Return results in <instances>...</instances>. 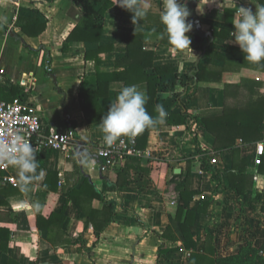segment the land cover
<instances>
[{"label":"crops","instance_id":"obj_1","mask_svg":"<svg viewBox=\"0 0 264 264\" xmlns=\"http://www.w3.org/2000/svg\"><path fill=\"white\" fill-rule=\"evenodd\" d=\"M114 2L0 0V69L4 70L0 87L5 91L15 87L22 93L15 98L25 97L34 104L43 134L72 128L87 152L76 156L74 148L49 150L39 137L37 148L42 147L43 152L37 155L36 174L43 170L45 175L33 180L27 192L20 190L19 170L11 166L15 182L0 186V230L10 232L7 251L0 250V264H6L8 257L17 264H188L190 250L180 241L160 236L178 207L201 208L190 226L197 252L206 247L213 256L223 257L247 242L259 247L264 241V119L261 139L236 141L239 156L246 161L245 173L254 182L253 189L242 196L227 188L224 170L232 165V151H214V136L193 119L219 116L225 103L241 100L239 96L225 98L224 88L242 78L261 83L255 90L264 93L262 65L224 61L227 46L240 48L232 35L238 7L255 13L256 4L251 0H198L196 17L202 30L212 34L203 51L210 37L197 42L192 32L186 33L190 48L177 50L168 43L160 20L163 0H143L146 15L137 27L133 14ZM207 48L209 55H205ZM197 61V66L223 67L220 79H204L191 87ZM132 85L146 96L145 107L151 116L158 115L157 105L168 115L147 134L135 136L139 169L124 170L125 159L101 173L94 153L104 141L100 122L119 91ZM257 143L263 145L259 165L254 163ZM199 148L211 152L214 162L211 158L210 164L215 170L201 169ZM177 168L179 172H174ZM48 171L58 175L54 211L65 201L61 190L79 188L85 178L103 198L92 199V208L101 209L104 201L114 202V221L94 246L92 225L71 200L65 205L62 228L75 240L73 244L53 246L46 231L37 226L36 216L50 209L45 207L49 192L43 186ZM126 174L133 181L124 185ZM186 176L188 191L195 192L192 197L180 195ZM47 183L55 185V178ZM256 193L260 200H254ZM160 245L176 249L158 255Z\"/></svg>","mask_w":264,"mask_h":264},{"label":"trees","instance_id":"obj_2","mask_svg":"<svg viewBox=\"0 0 264 264\" xmlns=\"http://www.w3.org/2000/svg\"><path fill=\"white\" fill-rule=\"evenodd\" d=\"M74 1L77 3V0ZM257 1L260 5L264 4V0ZM225 12H228V10H225ZM20 27L23 31L26 30L25 26L21 25ZM32 27H34V25H32ZM39 30L40 27L34 32L36 33ZM235 53L237 55H235ZM209 54L210 48H207L205 55ZM47 61L49 66L50 57L47 58ZM224 61H235L238 64H243L245 61V54L240 48L229 45L227 46V54L224 57ZM258 66L259 65H257V67ZM260 68L263 70L264 65ZM48 71L51 72L50 66L48 67ZM222 71L223 67L216 69L199 63L197 71H192L193 81L191 87H196L197 83L204 79H220ZM259 86H261V83L250 78H242L238 83L227 84L224 88L225 98L230 96L237 98L239 96L241 100L232 104L225 103L223 112L219 116H193L195 122L200 123L206 131L214 136V151L218 152L226 149L232 151V165L229 169H225L224 171L227 174L229 182L227 188L233 190L238 196H242L248 189H253L254 186L251 176L245 173L246 161L240 158L239 147L236 145V141L240 140L241 142L247 143L263 137L261 125L264 119V93H259L255 90ZM21 95L22 93L19 92L18 89H15V87H12L9 91H5L0 87V100H11ZM183 116V118H185L186 113H184ZM149 129L150 128H146L143 133L147 134ZM198 151L201 155V169L204 171L215 170L216 168L210 164V159L212 158L211 152L200 148ZM42 152L43 148L41 147L37 155H41ZM126 161L124 170H126V168H140V160L138 157L134 155L128 156ZM57 176V173L52 171L46 173L43 186L49 193L45 207L49 206L50 209L46 211L45 208L43 213L36 216L37 226L46 231V239L53 246H67L73 244L75 240H73L62 228L65 220V205L67 201L71 200L89 219L94 232V239L92 242V246H94L100 234L114 221V202L104 201V205L101 209L92 208V199L103 198L101 192L85 178L79 188L69 187L61 190V194L65 197V201L58 211H54L52 205L58 196ZM50 178H52V180L55 178V185L48 186L47 180ZM187 180L188 177L186 176L185 183H182L183 190L180 191L181 197H192L195 194L194 191H188ZM124 181V185H127L133 181V178H129L126 174ZM186 191L189 192L188 195H186ZM260 199V194L256 193L254 200ZM202 202L205 201L202 200ZM262 209H264V203L262 204ZM200 210L201 208L199 207L194 210L178 207L175 217L160 235L166 240L180 241L184 248L190 250L188 264H264V241L259 247L247 242L236 253L223 257L213 256L212 251H208L206 247H204L202 252L195 251V241L190 234V226L193 224L195 214ZM2 232H4L6 236H4ZM9 237L10 232L8 230H0V250L2 252L7 251ZM207 239L211 240V236L207 235ZM175 249L174 247L166 248L164 245H160L157 249V254L162 255L174 251ZM6 264L17 263L15 260L8 257Z\"/></svg>","mask_w":264,"mask_h":264},{"label":"clouds","instance_id":"obj_3","mask_svg":"<svg viewBox=\"0 0 264 264\" xmlns=\"http://www.w3.org/2000/svg\"><path fill=\"white\" fill-rule=\"evenodd\" d=\"M251 2L256 4V12L253 13L250 8L243 6L238 7V13L233 20L235 31L232 35L234 42L245 54L246 61L264 65V4L257 5L255 0ZM114 4L133 14L132 22L136 27L138 21L146 15L147 4L143 0H115ZM189 15L186 3L163 0L160 20L164 25L168 43L177 50L190 48L191 39L186 33L192 30L193 23L187 19ZM146 102V96L135 85L125 86L119 91L115 103L110 105L100 122L106 144L112 145L125 136L135 137L146 128L164 123L168 115L164 107L157 105L158 115L153 117L146 110ZM39 151V148L33 147L18 133L0 134V163L18 168L19 187L23 192L29 191L28 186L33 180H42L45 175L43 170L36 174ZM35 207L38 209L39 204Z\"/></svg>","mask_w":264,"mask_h":264},{"label":"built area","instance_id":"obj_4","mask_svg":"<svg viewBox=\"0 0 264 264\" xmlns=\"http://www.w3.org/2000/svg\"><path fill=\"white\" fill-rule=\"evenodd\" d=\"M4 70L0 69V78ZM41 119L36 114L35 106L25 97L12 100H0V134H20L29 141L33 147H37L36 140L42 137L43 145L49 150H69L78 145L72 128L64 131L42 133ZM43 134V135H42ZM95 157L101 173L118 167L128 156L138 153L135 137H121L114 144L108 145L105 141L95 147ZM263 154L262 143L256 144L255 165L260 164V156ZM214 162V159H211ZM11 166L0 163V186L14 183L15 178L10 171ZM257 174L254 178L257 179Z\"/></svg>","mask_w":264,"mask_h":264},{"label":"water","instance_id":"obj_5","mask_svg":"<svg viewBox=\"0 0 264 264\" xmlns=\"http://www.w3.org/2000/svg\"><path fill=\"white\" fill-rule=\"evenodd\" d=\"M224 1H227V0H224ZM179 3H182V4L186 3L187 9L190 12V15L187 19L193 23V28L190 32L193 33L194 40L197 42H200L201 39H204L206 37H210V40L202 46L203 51H205L206 47L212 41V34L210 31L202 30L201 21L196 17L195 7L198 3V0H179ZM197 64H198V61L196 62L195 65L197 66ZM74 152H75L76 156L87 154V152H85L83 150V143L82 142H78V145L74 147ZM174 172H179V169L178 168L175 169Z\"/></svg>","mask_w":264,"mask_h":264}]
</instances>
